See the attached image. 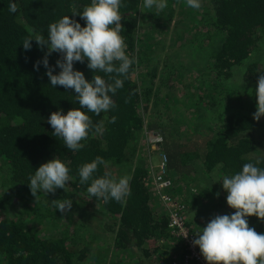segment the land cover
Listing matches in <instances>:
<instances>
[{"label":"trees","instance_id":"1","mask_svg":"<svg viewBox=\"0 0 264 264\" xmlns=\"http://www.w3.org/2000/svg\"><path fill=\"white\" fill-rule=\"evenodd\" d=\"M198 1L196 27L175 25L192 55L182 65L198 76L183 86L193 120L173 131L144 121L142 71L158 57L140 34L144 0H0V264H99L104 233L84 232L74 201L114 234L108 264L174 243L144 127L163 135L186 223L220 208L246 238L239 262L264 264V0ZM167 68L163 85L180 73Z\"/></svg>","mask_w":264,"mask_h":264},{"label":"rangeland","instance_id":"2","mask_svg":"<svg viewBox=\"0 0 264 264\" xmlns=\"http://www.w3.org/2000/svg\"><path fill=\"white\" fill-rule=\"evenodd\" d=\"M201 1V0H200ZM199 2L198 0H144V4L142 5V16L145 17L143 20L142 28L140 31L141 38L143 41H149L150 48L153 47V49L158 53V57L155 55L153 57V60L150 63L151 59L150 57H147V61L150 63L149 67L144 68L143 67V80L142 84L146 85V89L142 91V105L146 106L145 102H148V106L146 109H144V121L146 123L149 122L150 118H154L157 121L165 123L169 129L175 131L176 129H184L188 127L187 120H193L190 119L192 114L187 113L186 105H185V97L188 94V90L183 87L187 85L188 82L195 83V80L198 76L197 72L193 70H186L184 65L186 63V60L192 56L190 54L191 50H188L185 48L184 44L187 43L186 41H176L177 35L176 27L178 21H179V28L184 25L185 21L192 22V27H196L194 25L196 23L195 18V5ZM194 32V31H193ZM197 43H195L196 45ZM149 52V51H148ZM165 54H168V57H164ZM165 59V60H164ZM156 60V62H154ZM182 63L184 65H182ZM167 64H178L180 66V73L179 75H172V77H169V81L167 84L163 85L162 81L160 83L161 78L168 72ZM155 68L156 75L153 79L149 78V73ZM243 69V67H241ZM178 72V71H177ZM178 76V79L176 78ZM195 79V80H194ZM151 80V81H149ZM165 80V79H164ZM181 83V84H180ZM168 84L171 86L168 88ZM168 89L170 90L171 94L174 95L175 98L179 100V102H176L174 100L169 99ZM254 91V90H253ZM257 89L255 88L256 92ZM172 98V97H170ZM169 99V100H168ZM153 102V104H152ZM240 100L237 99L236 103L239 104ZM154 103L156 105H154ZM179 106V111H175L174 107ZM228 106L235 107V101H231ZM243 107L246 108V105ZM153 108V109H152ZM152 109V110H151ZM159 110V113L156 112ZM180 112V114H179ZM187 119V120H186ZM166 120V121H165ZM158 130V129H155ZM159 131V130H158ZM161 133V132H160ZM162 134V133H161ZM144 131L142 132V141L144 142L143 147L145 146L144 141ZM163 137V135H162ZM151 150V148H147V151ZM151 154V160H156V154L155 153H149ZM150 161V159H149ZM128 165L124 167H115L113 170L110 171V175L113 179H118L121 174L127 176L129 175ZM200 182H196V186H199ZM194 184L192 185L193 188H195ZM178 190L181 189L178 188ZM176 192V191H175ZM187 195L184 192H181L179 194ZM188 196V195H187ZM52 198L50 196H44L41 200V203L44 205L49 206L51 203ZM64 207L71 211L72 214L74 211H76L75 219L81 218V227L83 229L86 228H93L95 229L96 233L98 235H102L104 233V238L100 241V247L102 251H104V241L107 239L109 235H113L110 231H107L106 229L101 230L100 225L97 222V217H100L97 213H92L93 209L91 210L90 207L82 209V206L77 202L68 203L67 207L64 205ZM218 212H216V215H212L210 211H204V215L207 217H222L226 220H228V217L223 215V211L220 210V208L217 209ZM73 211V212H72ZM89 212H91L92 215L89 216ZM192 219L195 221L198 214L192 213ZM202 215V216H204ZM195 216V217H194ZM200 216V217H202ZM210 217V218H212ZM186 218V214H185ZM83 224V226H82ZM192 224V223H191ZM87 229L84 231L86 232ZM86 233H84L80 238H84ZM76 239H79V235L76 234ZM171 243V242H170ZM162 244V242H157L155 245H152L149 247V250L151 251L150 255L148 257L141 254L139 250H136L132 253H127L121 258L116 257L115 260L119 264H169L170 259L175 257L177 255L178 248L176 246H173L172 244ZM109 248V247H107ZM113 252V249H112ZM104 253V252H103ZM104 255V254H103ZM111 255V260H112ZM99 264H104V256L101 258H97L96 260ZM108 264V263H107Z\"/></svg>","mask_w":264,"mask_h":264},{"label":"built area","instance_id":"3","mask_svg":"<svg viewBox=\"0 0 264 264\" xmlns=\"http://www.w3.org/2000/svg\"><path fill=\"white\" fill-rule=\"evenodd\" d=\"M143 131L146 149L151 148L157 155L155 161L149 158L150 182L155 196L166 210L167 229L175 239L173 246L178 248V254L170 259L169 264H241L239 249L246 238L228 220L202 216L195 220L200 225L186 223L187 196L173 191L174 180L167 176L168 159L161 145L162 134L146 127Z\"/></svg>","mask_w":264,"mask_h":264},{"label":"crops","instance_id":"4","mask_svg":"<svg viewBox=\"0 0 264 264\" xmlns=\"http://www.w3.org/2000/svg\"><path fill=\"white\" fill-rule=\"evenodd\" d=\"M184 196H187V195H184ZM191 223H192L191 225H200L199 222L194 221L193 219H192ZM113 243H114V234L109 235L107 237V239L104 241V264H107L111 258L112 249H113V245H114ZM107 247H109V248H107ZM177 254H178V251H177ZM117 257H118V254H117Z\"/></svg>","mask_w":264,"mask_h":264}]
</instances>
